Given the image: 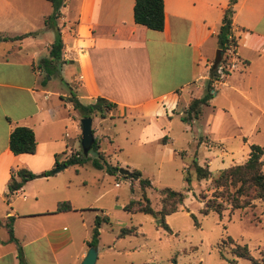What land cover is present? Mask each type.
<instances>
[{"label": "crops", "instance_id": "1", "mask_svg": "<svg viewBox=\"0 0 264 264\" xmlns=\"http://www.w3.org/2000/svg\"><path fill=\"white\" fill-rule=\"evenodd\" d=\"M228 1L162 0L163 24L156 32L133 23L134 0H63L56 20L62 42L60 81L82 106L92 105L97 98L113 104L103 118L99 117L107 126L139 119L138 142L159 141L163 145L168 141L165 134L172 118L184 116L190 100L204 93V82L218 50L215 36ZM50 13L47 0H0V264H19L15 244L8 241L6 223L23 260L25 246L43 241L51 263L59 264L70 238L64 236L61 245L53 247L48 235L54 225L65 223L64 217L70 212L52 214L57 203L53 190L34 184L47 181L49 177L39 174L49 170L55 160L61 162L58 157L65 149L63 140L67 141L65 136L62 139V130L72 118V107L63 100L69 92H56L39 81L36 67L47 56L54 38L52 30L43 28V20ZM17 24L26 26L21 33L16 31ZM231 27L237 45L232 56L235 62L211 85L212 97L202 106L212 105L213 109L204 120V135H198L194 126L202 107L196 120L183 123L179 119L186 143L203 146L208 154L217 150L216 157H226L228 167L245 162L251 145L259 147L262 154L264 151L262 145L248 140L242 129L246 121L245 130L254 133L261 119L264 122V0H236ZM27 33L35 35L1 39ZM216 100L221 104L214 107ZM15 127L32 131L33 154L13 156L8 151L7 137ZM96 128L93 138L105 154L102 141H110ZM75 129L79 131L80 125ZM177 152L183 154L181 149ZM203 162L201 167L208 170L211 161L207 157ZM18 169L36 177L7 194L10 173ZM12 197L21 198L25 204L29 200L28 208L44 209L34 211L37 213L21 211ZM34 216L49 220L36 227L23 222ZM88 239H82L77 264L88 249ZM98 255L97 249L96 260Z\"/></svg>", "mask_w": 264, "mask_h": 264}, {"label": "rangeland", "instance_id": "2", "mask_svg": "<svg viewBox=\"0 0 264 264\" xmlns=\"http://www.w3.org/2000/svg\"><path fill=\"white\" fill-rule=\"evenodd\" d=\"M24 27L26 26L17 24V33H21ZM229 59L230 64L232 61L235 62L234 57L231 56ZM58 73L59 68L57 74L50 77L40 72L39 81L45 80L51 90L67 94L69 92L67 85L61 83ZM219 104L220 100L213 103L214 107ZM211 107L212 105L208 108L202 107L200 118L194 122L200 136L205 133L204 120L208 113H212ZM70 116L72 118L64 124L62 130V139L65 136L67 141L63 140L65 149L58 157L61 161L80 150V130L75 127L81 118L79 112L73 109ZM90 119L93 135L94 129L99 127V132L105 134L110 141V144L104 141L101 144L106 163L117 166L118 169H127L129 173L135 169L141 174V178L149 180L151 186L145 190V195L153 210L159 209L157 189L184 191L185 199L175 213L165 217V223L171 232L167 234L150 216L140 213L127 214L122 211V207L128 201L138 199L140 193L137 182L123 178L118 174V170L113 173L95 170L87 161L82 166L65 167L47 181H34L36 188L42 186L51 188L57 202L68 201L74 210L65 215V223L54 225L52 233L48 235L53 247L61 245L64 236L70 237L65 243V253L59 264H77L82 239L89 238L90 229L97 225L96 248L99 255L95 264H170L172 260L175 264H229L228 261L235 258L230 254L227 238L236 244L244 245L252 258L264 264V203L254 201L251 208L224 211L220 218L212 212L206 215L199 213L201 203L198 202L197 195L201 193L209 197V180L195 181L191 163L203 166L205 164L203 159L208 157L211 161L208 171L214 176L229 166L226 162L229 160L226 157H216L215 149L211 150L213 154H208L203 146L197 148L186 143L185 137L181 134L183 125L179 122L180 118H172L165 134L168 141L163 145L159 141L138 142L142 127V121L139 119L116 121L111 126H107L106 121H100L96 113H92ZM261 120L257 132L249 134L245 130L246 121L242 124V129L248 140L264 147V122ZM179 149L183 154H176ZM85 157L91 160L94 155L89 152ZM261 159L264 171V151ZM184 172L190 177L188 191L183 180ZM20 199L11 198L21 207V211L34 212L44 209L42 206L28 208L29 200L25 204ZM103 218H106V222ZM23 220L29 222L31 227H36L39 222L43 223L49 219L34 216ZM122 228L132 230L135 228V234L118 238L117 235ZM23 253L24 264H52L50 252L43 241L25 246ZM235 261L236 264H249L242 259Z\"/></svg>", "mask_w": 264, "mask_h": 264}, {"label": "trees", "instance_id": "3", "mask_svg": "<svg viewBox=\"0 0 264 264\" xmlns=\"http://www.w3.org/2000/svg\"><path fill=\"white\" fill-rule=\"evenodd\" d=\"M51 6V13L44 18L43 28L52 30L54 38L50 43L47 56L37 62V69L45 76L57 74V68L61 64L62 42L60 39L59 30L55 21L59 17V8L63 0H47ZM236 0H229L227 7L222 13L220 25L216 33L217 53L208 70L207 80L204 82V93L199 98H192L185 110L184 116L180 118L181 122L189 123L196 120L200 115L202 106H206L212 97L211 85L219 80L220 75L227 74V69L231 66L229 58L234 55L236 49V39L231 31V17L233 13V5ZM132 20L133 23L142 26L148 30L159 32L163 24L162 0H134L132 6ZM35 33H27L15 38H1L5 40H21L28 36H33ZM246 63V62H244ZM45 83V80H42ZM63 100L71 105L73 110L79 112L80 118L91 117L92 113L98 114L103 118L104 114L113 108V104L97 98L92 105L82 106L73 93L69 92V96ZM94 106V108H92ZM93 135V132L91 130ZM8 151L17 156L20 154L31 155L35 151V141L33 133L26 127L13 128L7 137ZM94 155L93 159H89L82 155L81 150L70 154L65 160L61 161L64 167L68 166H82L89 161L91 168L95 170H104L106 173H113L118 170L117 166H110L106 163L102 152L99 151V145L96 139L89 149ZM262 150L254 145L249 147V154L245 162L238 165H233L228 168L218 171L214 176H211L207 168L198 166L195 162L191 163L195 181L209 180L210 195L207 197L199 193L197 195L198 202L201 203L199 213L206 215L210 212L216 214L219 218L224 211L231 212L234 210H244L251 208L254 201L264 203V171L261 161ZM54 161V164L49 170L40 173L43 177H50L55 174V170L60 165ZM36 176L25 169H18L11 172L6 183L7 194L20 189V187L34 179ZM123 177V176H122ZM126 178V177H123ZM183 180L186 183V191L189 190L188 183L190 177L186 172ZM130 181H136L139 189V198L128 201L123 207L122 211L127 214L140 213L150 216L157 223V226L170 234V230L165 223V217L175 213L178 207L185 199V192L171 190L169 188H161L156 190L158 193L159 209L154 211L148 198L145 195V190L150 186L149 180L141 178L137 170L130 171ZM71 205L67 201L57 202L52 214L73 212ZM264 211V205H263ZM106 219V218H105ZM103 218V221L106 222ZM97 219L95 218V224ZM8 241L13 242L16 247V259L19 264H24L21 254L20 246L12 237L11 229L8 223L5 224ZM196 225V224H195ZM98 225L92 227L89 233V239L86 242V247H96L98 240ZM135 230V228H133ZM132 229L122 228L117 235L118 238L133 235L135 231ZM230 245V254L235 259H242L249 264H260L259 261L252 258L244 245L234 243L227 238ZM235 259L229 260V264H236ZM263 261V260H262ZM170 264H175L174 260Z\"/></svg>", "mask_w": 264, "mask_h": 264}, {"label": "water", "instance_id": "4", "mask_svg": "<svg viewBox=\"0 0 264 264\" xmlns=\"http://www.w3.org/2000/svg\"><path fill=\"white\" fill-rule=\"evenodd\" d=\"M48 79V78H47ZM94 108V106H92ZM80 125V140L79 146L83 156L87 155L91 144L93 142V135L91 133V119L89 117H84L79 120ZM65 168L63 164H61L56 170L55 173L59 170ZM118 174L130 179V173L127 169H118ZM43 177L42 175H40ZM97 256V248L90 247L87 249L83 259L81 260L80 264H94Z\"/></svg>", "mask_w": 264, "mask_h": 264}, {"label": "built area", "instance_id": "5", "mask_svg": "<svg viewBox=\"0 0 264 264\" xmlns=\"http://www.w3.org/2000/svg\"><path fill=\"white\" fill-rule=\"evenodd\" d=\"M222 77V75H220V77L219 78H221ZM115 186H117V184H115Z\"/></svg>", "mask_w": 264, "mask_h": 264}]
</instances>
